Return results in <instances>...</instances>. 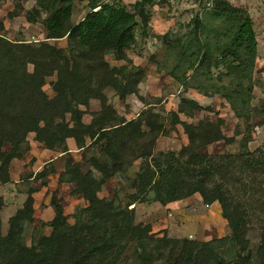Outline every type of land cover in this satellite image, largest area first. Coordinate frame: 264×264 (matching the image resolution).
<instances>
[{"label": "trees", "instance_id": "16d2710c", "mask_svg": "<svg viewBox=\"0 0 264 264\" xmlns=\"http://www.w3.org/2000/svg\"><path fill=\"white\" fill-rule=\"evenodd\" d=\"M109 1L111 0H89L87 15L74 25L71 23L74 0H36L42 11L48 13L43 22L46 38L65 37L68 44L70 58L62 59L63 64L59 61L53 68L57 75L53 85V98H48L41 90L45 76L53 71L38 69L37 60L32 59L36 53H32L33 46H15L0 39L2 184L10 180V162L21 158L28 150V134L33 133L34 140L49 150L57 148L62 153H68L67 139H73L76 146L82 148L84 137H93L97 131H91L90 125L82 123V112L77 106L87 105L90 99L98 100L103 104L104 114L107 99L105 89L110 88L122 97L125 91L129 90L131 94V86L136 87L140 81L138 71L127 73L124 68H110L104 56L113 53L117 60H126L125 50L135 43L136 29L142 28L144 32L148 27L149 8L154 5V0H135L130 6L132 11ZM33 11L38 13V10ZM32 13L29 12L27 16L34 22ZM162 39L167 58L172 60L168 74L173 80L204 96H221L239 119L249 116L257 42L253 23L245 11L226 0H211L209 7L191 20L190 29L185 35L174 38L164 35ZM45 49L55 56L60 54L51 47ZM21 50H26L24 56ZM28 63L34 66L32 73L26 71ZM214 70L218 72L216 76ZM197 110H201L197 101L186 98L180 100L179 113L188 115ZM261 112L264 115V104ZM65 114L70 115V122L65 121ZM104 120L107 121V118ZM103 125L107 123L101 124ZM129 126L126 123L121 129H131ZM183 128L189 141L185 148L186 160L181 163L173 152L160 153L152 167L145 163L142 172L138 174V191L140 194L153 192L154 199L161 205L194 194H199L206 204L217 202L231 235L229 238L208 242L163 236L156 240L162 250V258L157 260L160 262L155 263L147 250L143 249L141 264H232L216 252L215 243L229 239L237 245L246 227V220L241 206L238 203L233 206L230 203V193L217 182L231 179L229 176L233 167L239 172L264 174V151L259 150L260 157L253 158L244 150L231 161L224 156L217 158L200 155L199 149L224 139L219 128L208 121L200 122L197 126L183 124ZM103 129L104 127L99 129L100 139L106 135ZM5 144L10 146L7 153L2 151ZM120 146L118 145V149ZM118 154H111L110 166L96 158L90 160V165L102 175L98 183L91 175L83 174L78 165L72 166L71 163L67 164L65 171L59 176V182L75 184L73 193L86 201L87 207L83 211L90 216L91 224H112L113 229L119 231L121 229L117 223L128 219L123 227V234L129 235L128 240L141 244L150 233L149 226L132 225V210L116 209L112 202L96 195L99 186L119 171ZM183 154V151L179 153L180 156H184ZM45 169L38 175L46 177ZM32 203V196L29 195L24 204L27 214L32 211ZM50 205L55 211L50 223L52 232L50 236L38 240L41 250L36 245L26 247L20 243L11 227L5 238L0 235V264H98L104 259L106 252L112 248L111 235L105 231L107 228L100 227L97 237L84 240L82 234L89 233L93 228L88 224L89 221L80 220L68 227L56 197L51 198ZM24 213L17 212L11 218V226L15 220L22 219L20 215ZM65 227L69 228L67 236L62 232ZM248 244L249 241H243L241 250L232 255L236 264H251ZM256 258L258 264H264V227L256 248Z\"/></svg>", "mask_w": 264, "mask_h": 264}, {"label": "rangeland", "instance_id": "374dc122", "mask_svg": "<svg viewBox=\"0 0 264 264\" xmlns=\"http://www.w3.org/2000/svg\"><path fill=\"white\" fill-rule=\"evenodd\" d=\"M111 1L119 7H127L130 11L131 4L135 2V0ZM210 1L154 0V5L149 8L148 27L144 32L142 28L136 29L135 43L125 50L126 60H117L113 53L104 56L110 68H124L127 73L138 71L141 79L136 87L131 86L133 88L131 94L128 90L125 91L127 93L123 92L122 97L110 88L105 89L104 95L107 99L104 114L103 104L98 100L90 99L87 105L77 106L82 112V123L85 126L90 125L91 131H97L93 137H84L82 148H78L73 139H67L68 153H62L57 148L49 150L34 140L33 133L27 135L28 150L21 158L10 162L9 182L5 184L0 182L2 238L7 236L12 227L20 243L26 247L38 246V240L50 236L52 232L50 223L55 216L54 208L50 205L52 197H56L62 207L68 227L80 220L89 221L88 224L93 228L89 233L82 234L84 240L97 237L100 227L107 228L105 231L111 235L112 248L98 264H141L140 255L144 250H147L152 257L150 258L158 263L160 260H157L162 258V250L156 240L163 236L199 242L229 238L231 231L217 202L206 204L199 194H194L161 205L154 199L153 192L149 190V193L147 191L140 194L137 188V176L142 172L143 166L148 163L152 167L153 161L159 159L160 153L173 152L181 163L186 160L185 148L189 141L183 124L197 126L200 122L208 121L219 128L224 139L202 147L198 151L200 155L217 158L224 156L231 161L244 150L253 158L260 157L259 150L264 151V115L261 112L264 104V0H226L247 13L256 36L257 54L252 74L249 116L244 119L237 118L221 96H204L194 89L183 87L168 74L172 60L167 58L162 37L169 35L174 38L185 35L190 29L191 20L197 15L200 16L209 7ZM88 2L89 0H74L72 24H77L87 15ZM33 10H38V13H34ZM31 11L34 14V22L27 16ZM47 14L38 6L36 0H0V39L15 46L18 44L33 46L32 53H36L32 59L37 60L38 69L53 71L59 61L63 64L62 59L70 56L65 37L46 38L43 22ZM45 47H51L60 54L55 56ZM21 51L24 52V56L26 50ZM33 70V64L28 63L27 73H32ZM217 73L214 70L215 76ZM56 77V71H53L44 78L41 90L48 98L55 96L53 85ZM183 98L197 101L201 110L188 115L179 113V102ZM105 117L107 121L104 120ZM65 121L70 122L69 114H65ZM104 123L107 125L101 126ZM126 123L131 129H121ZM101 127L106 131L102 139L98 135ZM118 145H121L120 149ZM9 150L8 144L2 148L5 153ZM181 151L184 156L179 155ZM117 152L120 169L99 186L96 195L100 199L112 202L116 209L132 210L133 217H129L132 225L149 226L150 233L141 244L135 240H128L129 235L123 234V227L128 219L117 223L121 229L119 231L113 229L112 224L102 225L98 222L91 224L90 216L83 211L87 207L86 201L73 193L75 184L59 182V176L63 174L67 164L71 163L72 166L78 165L83 174L91 175L98 183L102 175L90 165V160L96 158L110 166L111 154L115 155ZM43 168H46V177L38 175ZM230 172L231 179L217 183L228 190L233 198L229 195L233 206L237 203L241 206L246 227L237 245L227 239L224 242H216L215 250L225 260L236 264V259L232 258V255L240 251L243 241L247 240L251 264H258L256 248L264 227V174L239 172L236 167ZM151 194L153 195L150 196ZM29 195L32 196L33 203L32 211L27 214V210L24 211V204ZM19 211L25 212L20 215L22 219L15 220L11 226V218ZM68 227L62 230L65 236L69 234ZM102 231L103 229L100 230ZM36 248L41 250L40 245ZM53 256L54 254L51 255L50 261Z\"/></svg>", "mask_w": 264, "mask_h": 264}, {"label": "water", "instance_id": "95a60500", "mask_svg": "<svg viewBox=\"0 0 264 264\" xmlns=\"http://www.w3.org/2000/svg\"><path fill=\"white\" fill-rule=\"evenodd\" d=\"M153 194H151L150 196H152Z\"/></svg>", "mask_w": 264, "mask_h": 264}]
</instances>
